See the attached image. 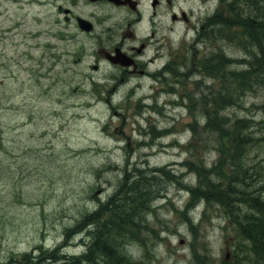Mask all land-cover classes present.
<instances>
[{
  "label": "rangeland",
  "instance_id": "rangeland-1",
  "mask_svg": "<svg viewBox=\"0 0 264 264\" xmlns=\"http://www.w3.org/2000/svg\"><path fill=\"white\" fill-rule=\"evenodd\" d=\"M226 1L182 0L190 20L172 23L168 15L166 52L151 68L161 73L141 77L143 87L132 91L105 86L114 74L109 68L92 70L95 43L88 35L72 25L64 37L54 35L47 0H0V263L13 256L7 264H23L20 258L30 253L45 256L44 264H76L91 241L85 226L74 229L79 220L106 200L117 206L118 195L131 192L139 201L146 191L147 205L135 204L143 214L139 226L123 246L133 264H224L226 249L237 245L235 228L223 206L196 199L191 189L198 174L209 186L221 180L220 142L208 122V110H219L221 101L202 100L219 87L220 74L210 76L206 65L216 53H245L231 40L240 36L238 28L217 32L208 23L207 15ZM254 1L235 0V7L246 15ZM220 9L226 26L233 9ZM252 41L264 43V35L246 40L256 52ZM242 89L229 93L230 104L218 111L225 119L217 123L253 119L245 130L258 139L244 164L252 173L250 190L262 199L264 109L256 105L264 88L247 89L243 97ZM135 177L140 184L131 183ZM245 207L238 209L248 212ZM195 250L209 260H198Z\"/></svg>",
  "mask_w": 264,
  "mask_h": 264
},
{
  "label": "trees",
  "instance_id": "trees-1",
  "mask_svg": "<svg viewBox=\"0 0 264 264\" xmlns=\"http://www.w3.org/2000/svg\"><path fill=\"white\" fill-rule=\"evenodd\" d=\"M262 20H264V16H256L250 19L244 36H250L252 31L255 35L263 36L264 26H261ZM252 42L258 45L259 49L264 50V43ZM256 70L252 69L246 74L243 73L244 71L239 72L238 78H241V75L243 78L240 80L237 89H227L218 98L221 102H218L217 99L219 110L216 108L213 114L212 111L208 110V113L212 115L209 117L208 122L212 129L215 125V132L220 142L218 148L219 165L216 173L217 175L221 174V180L209 186L206 183L211 180H207L204 174H198V186L191 189V194L196 199L204 197L209 203L217 202L220 206H223L226 210V216L235 228L237 245L233 248L230 259H223L224 264H264V197L258 199L257 196H254L253 190H250L249 180L252 173L244 164V157L249 146L253 144V147L258 139L245 130L250 128L248 123L253 122V119L242 116L231 121L229 127L220 126L217 123L218 121L223 122V119H225L221 118L218 111L226 105L224 101L230 102L229 93H235L242 87L243 89L240 90L239 95L243 97L247 89H251L248 84V81L252 79L251 77L264 80V63L258 66ZM261 86L264 87V84H261ZM215 100L211 102L215 103ZM209 101L204 99V102ZM234 102H236V98ZM262 108L264 109V104ZM261 124L264 137V120L261 121ZM255 169L256 175H258L260 173L259 168L256 166ZM138 172L140 171L138 170ZM226 175L228 181L223 182V177ZM141 178L135 177L131 180V183L137 182L140 184ZM140 188H144L143 183ZM134 189L137 190L136 187ZM147 195L146 191H141L138 197L140 198L139 201L134 200L131 192L121 197L118 195L117 200L120 198L119 200L123 201L120 205L115 206L113 199L106 200L105 203H100L97 209L89 213L82 222L79 220L74 229L80 230L85 226L91 241L87 245V251L80 253L82 257L77 259L76 264H133L130 255L123 250V246L128 237L132 238L133 228L139 226L137 216L142 210L139 211L141 208L136 207L135 204L139 203L141 206L145 203L146 206ZM242 204L246 206L245 209L248 212H245V210L242 212V209H238V206ZM139 216H143V214ZM84 223L88 224L83 225ZM202 253L195 250L198 260H209L208 255ZM20 260H24L23 264H38V260L31 258L30 253H25ZM12 261L10 260L7 263Z\"/></svg>",
  "mask_w": 264,
  "mask_h": 264
},
{
  "label": "flooded vegetation",
  "instance_id": "flooded-vegetation-1",
  "mask_svg": "<svg viewBox=\"0 0 264 264\" xmlns=\"http://www.w3.org/2000/svg\"><path fill=\"white\" fill-rule=\"evenodd\" d=\"M47 3L55 12L54 35H64L72 25L93 40L95 61L91 68L96 72L106 67L113 71L105 84L113 82V89L130 86L135 91L143 87L141 77L145 81L152 73H160L151 68L161 52H166L168 15L172 23L190 20L182 0H47ZM81 18L91 23L90 31L81 30ZM133 80L135 83L131 84Z\"/></svg>",
  "mask_w": 264,
  "mask_h": 264
},
{
  "label": "bare ground",
  "instance_id": "bare-ground-1",
  "mask_svg": "<svg viewBox=\"0 0 264 264\" xmlns=\"http://www.w3.org/2000/svg\"><path fill=\"white\" fill-rule=\"evenodd\" d=\"M228 5L232 7L233 15L230 21H227L226 26L223 23L221 14L218 13L217 11H214L211 14V16L209 17L211 21L208 20V23L212 25L211 29H214V26H217V29H216L217 32L223 31L224 29H226V27L238 28L237 31L239 32L240 36H235V37L233 36L231 37V40H233L232 43L234 44L236 42H239L238 46L241 49H244L243 52L245 51V53L238 55L239 57L231 56L227 54L225 55L221 52L214 54L217 60L214 61L215 59L214 58L213 60L207 63L206 72L207 74H210V76L214 75L215 77H217L218 74H220L219 87L216 90L212 91L211 95H209L207 98L205 97L206 95L203 96L202 97L203 101L204 99L214 101L216 98H219L222 94H224V91H226L227 89H230L231 84L236 83L237 86L240 84L241 82L240 80L243 78V76L241 75V78H238L237 75L239 74V72L244 71L243 73L246 74V72L252 69L256 70L258 66L264 63V50L259 49V50H255L256 52H254L252 50L251 44L246 43L247 38L250 39V36L257 38L259 37L258 36L259 34L255 35L252 31L250 36L248 37L244 36L246 27L248 26V21L256 16H264V0H255L251 5H249V7L252 10H254V12H246V15H243L241 13V10L235 7V0H228ZM235 34H237L236 31H235ZM229 36H231V34ZM234 40H237V41H234ZM246 49H247L248 54L246 53ZM224 60H226L227 63L222 64V61ZM236 64H238V66L234 68ZM215 77H212V78L215 80ZM251 78L252 79L248 81L249 87L253 90L256 89L255 91L260 90V87H262L261 84L262 85L264 84V80L253 78V77ZM263 104H264V100L260 102L259 104H257L256 107L261 108ZM243 116L249 117L250 115H243ZM33 259L38 260V264H41V263L44 264L46 260L45 256L39 259L38 257H33ZM10 260H14V257L12 256L7 262H9ZM7 262L4 261L0 264H4Z\"/></svg>",
  "mask_w": 264,
  "mask_h": 264
}]
</instances>
